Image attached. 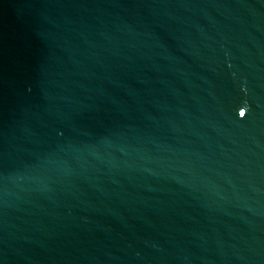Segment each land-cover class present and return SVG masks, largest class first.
<instances>
[{
    "label": "water",
    "instance_id": "1",
    "mask_svg": "<svg viewBox=\"0 0 264 264\" xmlns=\"http://www.w3.org/2000/svg\"><path fill=\"white\" fill-rule=\"evenodd\" d=\"M0 264H264V0H0Z\"/></svg>",
    "mask_w": 264,
    "mask_h": 264
}]
</instances>
